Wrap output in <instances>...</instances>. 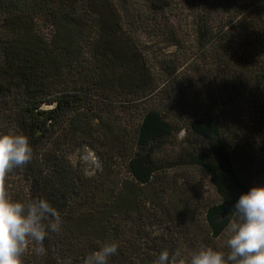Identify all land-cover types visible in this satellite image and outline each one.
Listing matches in <instances>:
<instances>
[{
    "label": "trees",
    "instance_id": "obj_1",
    "mask_svg": "<svg viewBox=\"0 0 264 264\" xmlns=\"http://www.w3.org/2000/svg\"><path fill=\"white\" fill-rule=\"evenodd\" d=\"M175 1L0 0V135L33 150L6 186L62 221L23 264L227 252L236 203L264 187V0ZM83 123L105 129L93 177L55 142Z\"/></svg>",
    "mask_w": 264,
    "mask_h": 264
},
{
    "label": "clouds",
    "instance_id": "obj_2",
    "mask_svg": "<svg viewBox=\"0 0 264 264\" xmlns=\"http://www.w3.org/2000/svg\"><path fill=\"white\" fill-rule=\"evenodd\" d=\"M33 156L23 134L0 135V264H23L30 246L40 255L48 231H58L61 217L46 199L23 203L11 198L6 179L14 168L25 166ZM227 252L200 247L185 257L180 249L163 250L154 264H264V187H253L235 205L233 219L224 229ZM118 245L105 244L84 264H108Z\"/></svg>",
    "mask_w": 264,
    "mask_h": 264
},
{
    "label": "rangeland",
    "instance_id": "obj_3",
    "mask_svg": "<svg viewBox=\"0 0 264 264\" xmlns=\"http://www.w3.org/2000/svg\"><path fill=\"white\" fill-rule=\"evenodd\" d=\"M183 4V0H176L175 6L177 8H181ZM171 14V13H170ZM154 46V45H153ZM154 52L155 47H151ZM160 53L170 54L172 53L173 48H167L164 44L158 49ZM98 122L97 119L94 120L93 124ZM82 124V121H80ZM67 129H70V123L66 124ZM85 127L83 123L82 128ZM103 127H96L95 129L84 128L80 131V133H75L73 130V134L69 133L67 137L60 135L56 139V144L58 146H62L68 152V157L71 164L75 168L81 169L85 176L93 177L97 175L102 169V162L98 155L97 148H100V139L102 138V132H104ZM95 137H93V133ZM197 176L200 180V183H203L202 175L195 170Z\"/></svg>",
    "mask_w": 264,
    "mask_h": 264
}]
</instances>
